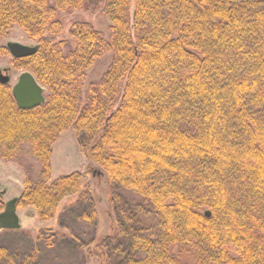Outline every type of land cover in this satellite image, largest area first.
Segmentation results:
<instances>
[{
	"label": "trees",
	"instance_id": "trees-1",
	"mask_svg": "<svg viewBox=\"0 0 264 264\" xmlns=\"http://www.w3.org/2000/svg\"><path fill=\"white\" fill-rule=\"evenodd\" d=\"M89 1L0 0V57L19 27L38 51L13 65L49 91L23 111L0 83V158L28 143L43 168L18 207L57 223L86 191L80 172L51 181L73 129L107 184L134 197L109 237L129 239L121 264H264V0H104L109 35L74 22L67 50L59 15Z\"/></svg>",
	"mask_w": 264,
	"mask_h": 264
},
{
	"label": "rangeland",
	"instance_id": "rangeland-1",
	"mask_svg": "<svg viewBox=\"0 0 264 264\" xmlns=\"http://www.w3.org/2000/svg\"><path fill=\"white\" fill-rule=\"evenodd\" d=\"M104 0H90L87 11L61 12L63 32L56 36L57 41L67 40V50L75 46L69 35L74 22L86 21L97 30L109 35L110 21L103 13ZM9 42H19L26 46H36L19 28L13 27L9 34L1 40L7 47ZM12 56L0 57V69L10 66ZM110 64V56L99 60L87 72L88 82L98 80ZM22 70H14L11 86H13ZM45 88V87H44ZM49 91L45 88V97ZM87 150L79 141L78 133L71 129L63 133L53 147L51 159L52 180L55 181L74 172L83 174L86 191L82 193L76 204L66 201L62 212L54 221H41L31 207H18L21 229L0 233V248L8 252L0 264L16 262L20 264L37 251L35 264H121L130 246L129 239L120 235L117 242L109 237L115 232L123 214L131 212L129 203L134 197L120 190L117 185L109 186L102 170L87 158ZM3 149L0 150V155ZM41 162L33 153L28 143H23L10 159L0 158V191H7L1 198L0 210L6 203L18 199L27 189L28 183L37 184L44 181ZM113 194L114 201H111ZM76 199H74L75 201ZM94 213L97 218L88 223L85 217ZM40 229H45L41 230Z\"/></svg>",
	"mask_w": 264,
	"mask_h": 264
},
{
	"label": "water",
	"instance_id": "water-1",
	"mask_svg": "<svg viewBox=\"0 0 264 264\" xmlns=\"http://www.w3.org/2000/svg\"><path fill=\"white\" fill-rule=\"evenodd\" d=\"M10 54L15 59L33 56L38 51V46H26L19 42H9L7 44ZM7 82L9 79L4 77ZM45 88L39 84L37 79L30 72H25L20 76L18 84L13 89V97L19 109L28 111L35 109L45 102ZM7 191H3L5 195ZM17 199L11 201L5 211L0 214V229L20 228V218L17 214ZM210 212L206 213L210 217Z\"/></svg>",
	"mask_w": 264,
	"mask_h": 264
},
{
	"label": "flooded vegetation",
	"instance_id": "flooded-vegetation-1",
	"mask_svg": "<svg viewBox=\"0 0 264 264\" xmlns=\"http://www.w3.org/2000/svg\"><path fill=\"white\" fill-rule=\"evenodd\" d=\"M8 49V48H7ZM9 50V49H8ZM9 54H10V52H9ZM11 55V54H10ZM12 56V55H11ZM16 59L12 56V58H11V60H10V66H8L7 68H5V69H0V83H2V84H5L6 86H9L10 88H11V90H12V94H13V89H14V87L18 84V82H19V79H20V76L23 74V73H25V72H27V71H24V70H22V69H20V70H22V71H20V73H19V77H18V80H17V82L13 85V86H11V79H12V75H13V71L14 70H18L14 65H13V63H14V61H15ZM19 71V70H18ZM4 77H7L9 80L7 81V82H4L5 80V78ZM44 95H45V93H44ZM3 197V194H2V191H0V204H2V200H1V198ZM15 200V199H14ZM13 201V200H12ZM11 201H9V202H7L6 203V206H5V208H3V209H1L0 210V214H2L4 211H5V209H6V207H7V205L10 203ZM16 206H17V210H18V205H17V203H16ZM22 227H21V223H20V228H18V229H21ZM18 229H0V233H2V232H8V231H13V230H18Z\"/></svg>",
	"mask_w": 264,
	"mask_h": 264
}]
</instances>
